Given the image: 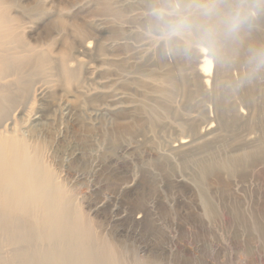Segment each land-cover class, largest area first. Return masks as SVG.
Instances as JSON below:
<instances>
[{
  "label": "rangeland",
  "instance_id": "374dc122",
  "mask_svg": "<svg viewBox=\"0 0 264 264\" xmlns=\"http://www.w3.org/2000/svg\"><path fill=\"white\" fill-rule=\"evenodd\" d=\"M0 3V137L64 209H0V264H264V0Z\"/></svg>",
  "mask_w": 264,
  "mask_h": 264
},
{
  "label": "bare ground",
  "instance_id": "6f19581e",
  "mask_svg": "<svg viewBox=\"0 0 264 264\" xmlns=\"http://www.w3.org/2000/svg\"><path fill=\"white\" fill-rule=\"evenodd\" d=\"M1 24L2 13L0 12V26ZM201 62L204 63L206 72H209L210 61L203 57ZM3 72L2 69L0 80L3 79L1 77ZM204 82L208 86L209 78ZM3 122L5 127H10L13 124V118L6 117ZM208 130H205V134ZM201 131L204 132L202 129ZM201 138L198 136L188 141L179 143L177 141L178 144L173 148L191 146L192 141ZM62 200L61 189L54 185L52 174L43 166L38 153L31 149L27 141L0 137V209L4 211L3 213L7 215L37 214L40 218L33 220L41 224L42 228H46L51 226V222L63 219Z\"/></svg>",
  "mask_w": 264,
  "mask_h": 264
}]
</instances>
